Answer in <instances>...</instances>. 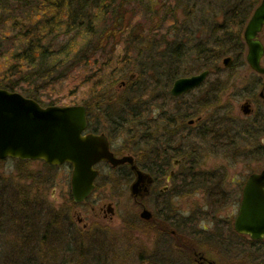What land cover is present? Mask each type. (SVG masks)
<instances>
[{
    "label": "trees",
    "instance_id": "trees-1",
    "mask_svg": "<svg viewBox=\"0 0 264 264\" xmlns=\"http://www.w3.org/2000/svg\"><path fill=\"white\" fill-rule=\"evenodd\" d=\"M259 2L221 0L217 3L219 21L204 13L192 18L205 0H0V88L48 107L58 103L47 93L82 90L80 100L73 104L86 107V127L109 138H127L116 155H132L137 166L160 179L168 174L172 160H179L169 185L172 196L204 195L207 210H196L188 217L191 226L202 222L204 231L203 221L214 220L228 204L239 203L241 194L226 189L224 173L203 170L200 162L206 155L231 163L264 159V99L259 97L264 78L259 75L252 83L251 98L260 104L249 116L226 106L211 113L227 91L225 82L231 79H221L220 85L205 80L191 103L183 96L173 97L170 87L175 79L203 70L216 75L244 66L243 30ZM137 9L149 22L158 18L157 25L146 29L133 24ZM178 11L192 18V23L185 22L183 28L174 25ZM167 21L174 25V37L163 40L158 35L154 39L153 34ZM161 39L165 45L158 52L157 40ZM260 39L264 44V28ZM167 55L176 61L164 74V83L151 90L146 86L136 89L137 78L153 76L158 81L152 71L154 58L162 60ZM227 56L231 62L224 68L221 60ZM197 112L204 114L202 121L188 125L186 121ZM115 170L126 181L133 178L127 166ZM37 180L33 182L37 184ZM22 188L16 192L12 182L0 180V264H121L109 255L105 240L100 238L103 227L85 229L73 221L70 211L75 203L71 197L70 207L62 214L63 208L57 211L45 203L37 188L35 193L28 186ZM165 216L144 223L152 224L160 237L171 236L182 252L169 254L158 245L155 257L152 251L143 264H191L197 243L178 228L181 221L172 222ZM231 224L223 233L216 222L217 232L205 236L222 252L223 260L217 264H264V239L231 233ZM90 230L92 235L87 232ZM88 234L90 237H85Z\"/></svg>",
    "mask_w": 264,
    "mask_h": 264
},
{
    "label": "rangeland",
    "instance_id": "rangeland-1",
    "mask_svg": "<svg viewBox=\"0 0 264 264\" xmlns=\"http://www.w3.org/2000/svg\"><path fill=\"white\" fill-rule=\"evenodd\" d=\"M208 1H212V5L210 4L208 6ZM216 1L217 0H205L202 8L197 6L193 11L192 18L195 17L196 19L197 16L200 17L201 13H204L213 19L217 17V20L220 21L222 17H220V6L217 5V3L220 4L221 0H218V2ZM135 13V17L132 21L133 24H142L146 29L148 26L152 25V27H155L157 25L158 18L155 17V19H152V21L149 22L141 10L137 9ZM160 14L162 15V13ZM175 18L176 23L174 22V25L178 28H183L185 22L192 23L191 21H193L192 18L188 19V17H184L181 11H178V13L175 14ZM164 24L165 25L161 27L162 30L160 32L153 34V37H155L154 39H158V35L159 37L163 36V40H170L174 37L175 31L171 28L174 27V25L168 21L164 22ZM163 40H157V44L160 46L159 49H157L159 50L158 52L164 48L165 43ZM154 60L155 69L152 71L154 72L153 75L158 78V81L156 82L153 76L137 78L136 89L139 91L143 90L145 86L150 87L149 90H151L155 84L162 85L164 83V74L168 72V69L174 68L176 61V59H173L172 56L168 55L162 60H160V58H154ZM221 64L223 65V60H221ZM260 76L247 66L246 61L244 66L236 68V70H222L219 73H216V75L215 73L210 74L209 77L206 78L210 84L216 83L220 85L221 79L224 82L226 81V78L231 79L225 82L228 86L226 88L227 91L221 94V102L217 108H212L211 113L217 112V110L223 106H226L227 108L230 107L233 112L238 113L241 116H249L253 111H257L260 103L258 101L255 102V100L251 98L250 89L253 85L252 83H255V80H259ZM262 77L264 78V76ZM216 80L218 81L216 82ZM257 91H259V88ZM199 92H201L200 89H195L185 94L183 96L184 101L189 103L193 102L192 100L199 95ZM54 94L56 95L51 94L50 96V93H47V96L57 101V105L70 106L76 105L73 104V102L80 100L82 90H77L75 93L70 94H68L67 90H60ZM245 102L250 103L249 108L251 110L249 115H244L242 109H240ZM197 114H200V112H197ZM197 114L194 115L193 119ZM110 138V147L114 152L120 150L124 144L123 141L127 140V138L123 136L119 139H114L111 136ZM261 139L263 140L264 137ZM200 163H202L203 170L212 173H224L226 175V182H224L226 183V189L228 191H233L235 195L241 194V192L238 191V188L240 187L241 189L248 174L264 169V159L248 163L244 161L231 163L228 159L206 155V158ZM70 169L71 167L68 164L48 166L43 161L28 160L27 162V160L23 161L6 158L3 159V162H0V180H5L7 183L12 182L14 190L19 193L22 192L23 186L30 187L32 193H35V188H37L40 190L42 194L41 198L45 203L55 207L57 211L63 208L62 214H64L66 209L70 207L69 198H72L69 191L71 177ZM97 170L99 171L98 177L95 178V186L97 185V188L95 187V189H93V192L84 200V202L77 204L73 201L75 207L70 212L73 221L78 227H83L85 229L89 226L104 228L100 238L105 240L103 242L107 245V252L111 257H116L121 264H143V262L146 263L145 260H147L149 255L152 254V251H154L155 257L158 245V247L162 246V249H165L169 254L172 253L175 255L181 253V249L176 246L174 239L171 236L167 235L165 237H160V235L152 229V224L144 223L145 221L150 220L151 217L159 220L167 215V217L173 219L172 222L178 220L181 221V224L183 225H178V228L183 231L185 236L191 239L193 238L194 242L197 243L198 251L196 252L202 253L203 256L205 255L206 258L215 261L216 263H220L223 260V257L221 256L222 252L216 247L214 240L205 236L217 232L218 229L216 230L215 226L216 222H218V228L220 231L227 233V224L230 221H233L236 216L239 205L238 203L228 204L224 210L217 214L216 219L209 222L203 221V223L206 224V227L204 228V231H201L202 222L195 221L193 223L194 225L191 226L188 217L196 212V210L201 212L207 210V207L203 205L204 195H202V193L195 195L184 194L180 196H172L173 193L169 188L160 197H156L154 194H144L141 196L138 195L137 198L132 194L130 188L134 181V177L130 181H126L124 176H118L120 175L119 171L110 169L107 166L104 167L103 165H99ZM38 178L44 181L40 183L37 180ZM35 180H37V184L33 182ZM33 183L35 186H33ZM108 204L113 207L112 214L106 212ZM141 204L151 212L152 216L148 220L140 218L139 214L143 209L139 208ZM102 207L105 209V212L103 213L100 211ZM78 218H80L81 221L77 222ZM218 220L222 221L221 224H219L220 222ZM91 231L92 230L87 232L92 235L93 232ZM195 232H198L200 235H197ZM90 235L88 234L85 237L89 238ZM238 239L239 238L236 239V242L239 241ZM185 264H189V262ZM191 264L197 263L193 260Z\"/></svg>",
    "mask_w": 264,
    "mask_h": 264
},
{
    "label": "water",
    "instance_id": "water-1",
    "mask_svg": "<svg viewBox=\"0 0 264 264\" xmlns=\"http://www.w3.org/2000/svg\"><path fill=\"white\" fill-rule=\"evenodd\" d=\"M243 30L246 45L245 61L255 73L264 76V44L260 34L264 28V0L254 8ZM231 57L223 59V66L230 65ZM209 71L179 77L173 82L170 94L180 96L200 86ZM259 97L264 98V91ZM250 103L245 102L240 109L244 115L250 114ZM193 120L189 121L192 123ZM87 110L82 104L42 106L19 92L0 88V160L43 161L46 165L71 167L70 194L75 203H82L95 189V178L99 171L95 166L107 163L112 168L129 164L135 169L134 157L126 154L116 157L110 150L105 134L87 133ZM264 143V139L262 140ZM144 182H150L147 174L138 171L131 192L138 196ZM238 210L233 221L238 234L251 240L264 238V169L248 174L242 186ZM108 204L106 212L112 214ZM140 218L148 220L152 215L146 208ZM81 221L80 218L77 219ZM85 226V225H83ZM209 264H214L210 261Z\"/></svg>",
    "mask_w": 264,
    "mask_h": 264
},
{
    "label": "flooded vegetation",
    "instance_id": "flooded-vegetation-1",
    "mask_svg": "<svg viewBox=\"0 0 264 264\" xmlns=\"http://www.w3.org/2000/svg\"><path fill=\"white\" fill-rule=\"evenodd\" d=\"M205 83V82H204ZM203 83V84H204ZM173 84V83H172ZM202 84V85H203ZM201 85V86H202ZM172 86V85H171ZM200 86V87H201ZM199 87V88H200ZM199 88H196V89H199ZM170 89H171V87H170ZM195 90V89H194ZM191 91H193V90H191ZM191 91H188L187 93H189V92H191ZM187 93H184V94H182V95H180V96H177V97H181V96H184L185 94H187ZM174 97V96H173ZM203 117H204V114H200V115H198L196 118H194V119H190V120H188V121H186L187 122V124L188 125H195V124H197V123H199V122H201L202 121V119H203ZM191 120H193L192 121V123H189V121H191ZM87 133H95V134H102V133H96V132H92V131H90L89 129H88V127L86 128V130L84 131V134H87ZM103 134H105V133H103ZM106 135V134H105ZM106 137H107V139H108V142H109V146L108 147H110V140H109V137L106 135ZM110 150L114 153V151L111 149V147H110ZM114 155L116 156V157H119V155H116L115 153H114ZM123 156V155H122ZM172 164H170L171 165V169L169 170V172H168V174L167 175H165V177L164 178H155V177H153L150 173H148L147 171H145V170H143V169H141L140 168V166H137V164H135V158H134V167H135V169H132L130 166L131 165H129V164H123V165H119V166H117V167H111L109 164H107V163H104V162H102V163H99V164H97L96 166H95V169H97L98 168V166L99 165H103V164H105V165H107V167L108 168H110V169H125V167L127 166L131 171H132V173H133V177H134V181L133 182H135V180H136V177H137V172L138 171H141V172H143V173H145V174H147V176L149 177V179H150V182L148 183V182H144L143 184H141V186H140V188H139V192H138V195L139 196H141V195H150V194H154L156 197H160V196H162L169 188H170V186L169 185H171V178H172V176H173V174H174V171L176 170V168L180 165L179 163V160H172V162H171ZM137 198H138V196H136ZM141 207L144 209L145 207H144V205L143 204H141ZM100 211L103 213V212H105V209L102 207L101 209H100ZM235 218V217H234ZM233 221H234V219H233ZM233 221H232V224L230 225V232L232 233V231H234V232H236L235 230H234V227H233ZM193 255L195 256L194 257V261L197 263V264H209V262L210 261H212V260H210V259H208V258H206V256L204 255L203 256V254L202 253H200V252H196V251H194L193 252ZM212 262H214V264H217L215 261H212Z\"/></svg>",
    "mask_w": 264,
    "mask_h": 264
},
{
    "label": "bare ground",
    "instance_id": "bare-ground-1",
    "mask_svg": "<svg viewBox=\"0 0 264 264\" xmlns=\"http://www.w3.org/2000/svg\"><path fill=\"white\" fill-rule=\"evenodd\" d=\"M226 68H227V67H226ZM195 74H196V73H195ZM192 75H193V74H192ZM209 75H210V72H209V74H208V76H207L206 78H208ZM259 75H260V74H259ZM206 78H205V80H207ZM205 80L203 81V83L205 82ZM203 83H202V84H203ZM202 84H201V85H202ZM201 85H200V86H201ZM200 86H198V87H196V88H199ZM196 88H194V89H196ZM194 89H192V90H194ZM190 91H191V90H190ZM261 91H262V90H261ZM186 93H187V92H186ZM259 93H260V92H259ZM87 125H88V124H87ZM86 128H87V127H86ZM85 130H86V129H85ZM23 161H26V160H23ZM27 161H28V160H27ZM49 166H50V165H49ZM247 176H248V175H247ZM236 233H237V232H236ZM237 234H238V233H237ZM239 235H242V234H239Z\"/></svg>",
    "mask_w": 264,
    "mask_h": 264
}]
</instances>
